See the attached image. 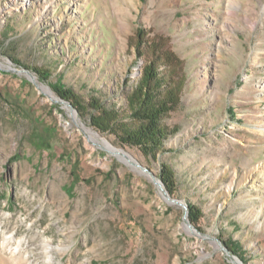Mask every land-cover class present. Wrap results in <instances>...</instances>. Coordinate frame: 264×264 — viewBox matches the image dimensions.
<instances>
[{
	"label": "rangeland",
	"instance_id": "obj_1",
	"mask_svg": "<svg viewBox=\"0 0 264 264\" xmlns=\"http://www.w3.org/2000/svg\"><path fill=\"white\" fill-rule=\"evenodd\" d=\"M17 1L0 0L11 7L0 20V264H264V0ZM157 58L185 86L155 159L27 69L120 108ZM70 113L136 161L111 156ZM188 203L202 213L194 224Z\"/></svg>",
	"mask_w": 264,
	"mask_h": 264
},
{
	"label": "trees",
	"instance_id": "obj_2",
	"mask_svg": "<svg viewBox=\"0 0 264 264\" xmlns=\"http://www.w3.org/2000/svg\"><path fill=\"white\" fill-rule=\"evenodd\" d=\"M10 59L22 66L18 60ZM171 60L160 62L157 58L149 61L129 92L126 106L120 108L106 107L95 96L83 99L62 82V75H56L55 81L51 82L53 73L48 69H27L47 82L51 90L70 103L81 117L88 115L91 126L99 132L111 134L120 145L137 148L146 157L155 159L157 154L168 152L164 142L177 131L176 127L167 126L164 119L180 106L185 86V77L177 75ZM160 179L169 193L175 191V174L170 165H161ZM201 216V210L195 204L188 203L189 221L194 224ZM224 244L239 258L245 254L237 241L227 239Z\"/></svg>",
	"mask_w": 264,
	"mask_h": 264
},
{
	"label": "bare ground",
	"instance_id": "obj_3",
	"mask_svg": "<svg viewBox=\"0 0 264 264\" xmlns=\"http://www.w3.org/2000/svg\"><path fill=\"white\" fill-rule=\"evenodd\" d=\"M21 4L23 6V2H20L17 5L14 4L15 5L14 8H18ZM10 9H11V7L8 8L7 11H5V10L0 11V20H1L2 16L4 14H6ZM34 81L38 84L37 79L35 77H34ZM38 86L41 88L42 91L47 93L50 97L54 98V95L52 94V92L49 90L48 87L41 85V84H38ZM70 118L72 119L73 123L77 124L81 129H83L88 134V138L92 142H95V143L99 144L102 148L106 149L111 154V156H115L116 158L123 161L124 163L127 162V159H131L133 161H136V159L131 154L117 149L108 140L100 138L97 134L92 133L82 122L79 121V119L77 118V115L75 113H70Z\"/></svg>",
	"mask_w": 264,
	"mask_h": 264
},
{
	"label": "water",
	"instance_id": "obj_4",
	"mask_svg": "<svg viewBox=\"0 0 264 264\" xmlns=\"http://www.w3.org/2000/svg\"><path fill=\"white\" fill-rule=\"evenodd\" d=\"M12 72H15V73H18V74H20V73H22V72H24V71H18V70H11ZM26 71V70H25ZM28 72V71H27ZM26 73V72H25ZM28 74V73H27ZM29 75V74H28ZM31 77V76H30ZM29 81H31L32 83H35V81L34 80H32V79H29ZM63 101V100H62ZM61 103H66L69 107H71V105H70V103H68V102H66V101H63V102H61ZM72 108V107H71ZM158 183V182H157ZM164 190L162 189V192H163ZM163 195H166L164 192H163ZM184 210H185V213H184V220L186 221V223H188V220H187V212H186V207L184 206Z\"/></svg>",
	"mask_w": 264,
	"mask_h": 264
}]
</instances>
